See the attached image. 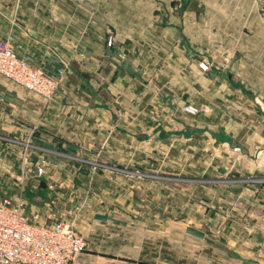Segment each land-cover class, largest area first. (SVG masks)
<instances>
[{"label":"crops","instance_id":"0c3cea01","mask_svg":"<svg viewBox=\"0 0 264 264\" xmlns=\"http://www.w3.org/2000/svg\"><path fill=\"white\" fill-rule=\"evenodd\" d=\"M0 41L59 79L45 99L0 77V131L20 134L33 125L38 147L106 139L115 153V104L152 92L164 99L161 84L170 81L207 82L208 98L223 100L222 114H244L252 105L264 123V0H0ZM237 128L230 126L232 137L248 145L239 140L245 128ZM256 137L251 146H264ZM5 172L0 168V177L9 179ZM76 225L87 230L86 249L72 264H145L152 257V240L125 225Z\"/></svg>","mask_w":264,"mask_h":264},{"label":"rangeland","instance_id":"374dc122","mask_svg":"<svg viewBox=\"0 0 264 264\" xmlns=\"http://www.w3.org/2000/svg\"><path fill=\"white\" fill-rule=\"evenodd\" d=\"M196 85L170 81L161 84L167 98L119 100L115 153L106 139L38 147L30 124L20 134L0 131V168L12 171L0 177V199L22 198L36 221L125 225L152 240L145 264H264V146H251L264 139V123L252 105L222 114L207 82ZM189 103L195 115L182 111ZM230 126L245 128L239 140L248 145ZM42 158L48 170L36 175Z\"/></svg>","mask_w":264,"mask_h":264},{"label":"built area","instance_id":"2783aa9c","mask_svg":"<svg viewBox=\"0 0 264 264\" xmlns=\"http://www.w3.org/2000/svg\"><path fill=\"white\" fill-rule=\"evenodd\" d=\"M108 37L107 45H112ZM205 71L207 65L200 64ZM0 75L8 81L23 86L43 98L50 99L59 79L18 57L12 47L0 41ZM182 111L195 115L198 108L185 104ZM46 160L35 164L34 172H45ZM24 200L18 196L0 199V264H72L77 254L86 248V239L74 226L55 219L40 223L24 212Z\"/></svg>","mask_w":264,"mask_h":264}]
</instances>
